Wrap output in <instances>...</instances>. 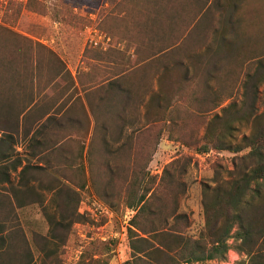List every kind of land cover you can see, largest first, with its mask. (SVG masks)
I'll use <instances>...</instances> for the list:
<instances>
[{"label": "trees", "instance_id": "16d2710c", "mask_svg": "<svg viewBox=\"0 0 264 264\" xmlns=\"http://www.w3.org/2000/svg\"><path fill=\"white\" fill-rule=\"evenodd\" d=\"M225 1L224 5L220 0L214 1L216 8L221 9L216 20L210 16L211 2L208 8L200 9L197 28H204L203 33L207 37L211 33L213 39L197 54H190L194 62L175 60L171 65H162L157 69L160 72H155L156 87L144 86L135 98L123 77L117 76L99 87L102 94L96 104L89 97L90 88L83 89H88L83 97L77 94L74 98L77 108L67 101L64 106H57L55 99L49 100L46 94L33 99L30 92L25 93L23 77L28 70L20 64L21 52L13 56L17 59L12 58L8 54L9 42L0 41V75L6 82L3 91L0 90L5 94L2 101L0 96V264H57L58 247L63 245L72 223L83 217L77 206L79 193L73 186L78 190L84 188L87 173L96 189L100 187L102 195H117V190L109 192L115 177L101 181L93 175L95 129L104 130L105 126L99 105L107 101L113 120L120 123L114 142H119L126 125L133 127L134 134H143L158 123L165 127L173 125L179 109L166 82L172 69L182 71L183 84L193 81L197 72L201 73L203 95L197 97L194 90L192 96L198 104L208 106L199 110L207 117L203 126L204 141L195 146L196 152L228 150L235 156L232 167L213 186L202 184V224L197 232L188 234L171 227L169 219L188 220L176 210L179 198L187 190L181 176L190 162L189 157L172 159L160 174L146 170L147 159L140 166L134 164L127 174L124 191L125 205L135 211L128 227L132 264L223 261L231 248L229 239L235 242L233 249L247 256L246 261L238 264H264V109L258 113L255 105L258 88L264 81V53L245 58L239 52V43L244 40L234 29L238 20L233 14L238 4L236 0ZM49 53L53 64L57 63L56 67L52 66L50 81L56 82L60 77L66 84L69 82L63 88L72 91L70 72L62 60ZM237 53L245 59L239 60ZM232 60L241 66L254 62L248 69L242 68L245 72L239 85L240 101L214 111L224 96L211 91V78L223 66H228L226 71H233L229 68ZM177 83L176 89L182 93L183 86ZM132 102L135 105L130 113ZM70 142H77L75 152L69 149ZM107 142V132H102L100 147L104 151ZM157 143H153V150ZM70 171L76 172V183L69 178ZM116 179L122 178L118 175ZM47 194L54 202L57 196L64 198L63 203H55V213L45 211ZM36 207L47 219L45 232L39 219H23L25 209Z\"/></svg>", "mask_w": 264, "mask_h": 264}, {"label": "rangeland", "instance_id": "374dc122", "mask_svg": "<svg viewBox=\"0 0 264 264\" xmlns=\"http://www.w3.org/2000/svg\"><path fill=\"white\" fill-rule=\"evenodd\" d=\"M147 1L154 4L150 5ZM214 1L0 0V41L5 39L9 42L8 54L12 58L21 52L20 64L28 70L23 77L25 93L30 92L33 99L38 100L46 94L49 100L55 99L57 106H64L65 101L68 104L73 102L77 94L83 97L88 90L83 89L90 88L92 95L89 97L96 104L99 102L98 96L102 94L99 87L117 76L123 77V82L131 88L135 98L141 94L144 86L156 87V73L160 72L157 69L162 65H171L175 60L191 64L194 61L190 54H197L212 41L211 33L207 37L203 33L204 28H197V18L200 9L208 8L211 2L213 6L209 9L210 16L216 20L221 9L216 8ZM220 2L224 5L226 1ZM235 2L238 9L233 16L237 17L238 22L234 29L244 40V43H239V52L246 55L245 58L264 53V0ZM49 52L62 60L70 72L72 91L63 88L69 82L66 84L60 77L56 82L50 81L52 69L57 63L56 66L53 64V56ZM243 55L237 53L236 57L241 60ZM253 62L241 66L232 60L229 68L233 71H226L228 66H223L211 78V91L224 96L214 111L231 102L240 101L242 90L239 85L245 69ZM239 67L240 73L237 72ZM168 74L170 76L166 77V82L171 86L175 107L179 109L173 125L165 127L158 123L144 130L143 134H134L133 127L126 125L119 142H114L120 123L113 120L107 101L99 105L105 126L104 130L98 127L95 129L93 175L101 181L115 177L109 192H112L111 189L113 192L117 190V195H102L100 187L96 189L87 173L84 188L78 190L73 186L79 193L77 206L83 217L79 222L72 223L63 245L58 247L57 264H132L128 227L131 226L130 220L135 211L125 205L124 191L130 169L134 164L140 166L145 163V159L148 160L146 170L151 174H160L172 159L189 157L190 162L181 176L187 190L179 198L176 210L178 214L186 215L188 220L174 221L170 218L169 225L184 234L197 232L200 228L203 220L202 184L213 186L215 180L223 177L225 171L232 167L235 154L228 150L196 152L195 146L204 141L202 134L207 117V114L203 111L199 113V110L208 106L198 104L192 96L194 90L197 91V97L203 95L201 73L197 72L193 81L184 84L180 69H172ZM177 82L183 86L182 93L176 89ZM4 85L6 82L1 76L0 90L3 91ZM3 93L0 92L1 101L5 98ZM134 105L133 102L130 104V113ZM255 105L258 113L264 109V81L258 88ZM71 106L77 108L74 102ZM102 132H107L106 151L100 147ZM156 142L153 150V143ZM69 144V149L75 152L77 142ZM74 173L70 171L68 175L76 183ZM118 175L121 180L116 179ZM63 199L57 196L54 202L47 194L45 211L55 213V203H63ZM55 215L57 219L58 214ZM23 219H39L42 231L48 229L47 219L39 207L25 209ZM228 243L231 248L225 260L192 264H238L239 261L247 260L246 254L233 249L235 242L232 239Z\"/></svg>", "mask_w": 264, "mask_h": 264}]
</instances>
